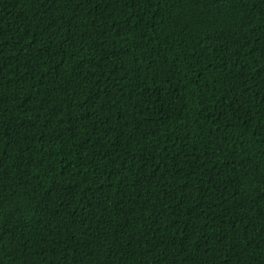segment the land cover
Wrapping results in <instances>:
<instances>
[{"label": "trees", "instance_id": "1", "mask_svg": "<svg viewBox=\"0 0 264 264\" xmlns=\"http://www.w3.org/2000/svg\"><path fill=\"white\" fill-rule=\"evenodd\" d=\"M0 264H264V0H0Z\"/></svg>", "mask_w": 264, "mask_h": 264}]
</instances>
